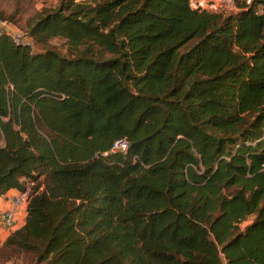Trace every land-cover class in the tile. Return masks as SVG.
<instances>
[{
	"label": "trees",
	"instance_id": "16d2710c",
	"mask_svg": "<svg viewBox=\"0 0 264 264\" xmlns=\"http://www.w3.org/2000/svg\"><path fill=\"white\" fill-rule=\"evenodd\" d=\"M199 1L61 0L16 24L34 50L0 36V197L30 188L5 261L264 264V0Z\"/></svg>",
	"mask_w": 264,
	"mask_h": 264
},
{
	"label": "built area",
	"instance_id": "2783aa9c",
	"mask_svg": "<svg viewBox=\"0 0 264 264\" xmlns=\"http://www.w3.org/2000/svg\"><path fill=\"white\" fill-rule=\"evenodd\" d=\"M198 7L213 11L215 13H234L238 10L235 0H200ZM8 36L13 44L34 50L35 42L27 37L25 32L18 29L11 23L0 19V36ZM128 144L126 140L116 141L112 148V153L127 152ZM30 195V188L25 191H19L17 194L9 198L10 208L4 212H0V220L5 226L12 230L17 224L18 214L27 207Z\"/></svg>",
	"mask_w": 264,
	"mask_h": 264
},
{
	"label": "rangeland",
	"instance_id": "374dc122",
	"mask_svg": "<svg viewBox=\"0 0 264 264\" xmlns=\"http://www.w3.org/2000/svg\"><path fill=\"white\" fill-rule=\"evenodd\" d=\"M61 0H0V15L9 20L15 27L16 24L26 30L29 23L33 22L34 17L44 10H51L59 6ZM18 28V27H17ZM19 29V28H18ZM52 48L63 56H69L68 48L64 41L54 40L51 42ZM39 48V52L41 51ZM250 222L244 224L246 228ZM0 264H29L27 258L22 257L12 262L5 261L0 252Z\"/></svg>",
	"mask_w": 264,
	"mask_h": 264
},
{
	"label": "crops",
	"instance_id": "0c3cea01",
	"mask_svg": "<svg viewBox=\"0 0 264 264\" xmlns=\"http://www.w3.org/2000/svg\"><path fill=\"white\" fill-rule=\"evenodd\" d=\"M18 192H19L18 190H11L8 193H6L4 196L0 197V212H4L10 208L9 198L14 196ZM26 214H27V207L18 214L17 224L12 230L8 229L5 226V224L0 220V246L4 244V242L11 235L12 232L21 228L24 225Z\"/></svg>",
	"mask_w": 264,
	"mask_h": 264
}]
</instances>
